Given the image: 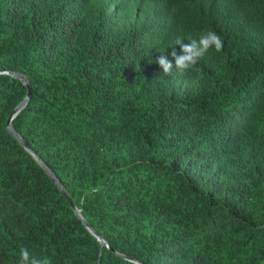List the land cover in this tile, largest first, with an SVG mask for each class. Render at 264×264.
Wrapping results in <instances>:
<instances>
[{
	"label": "trees",
	"instance_id": "obj_1",
	"mask_svg": "<svg viewBox=\"0 0 264 264\" xmlns=\"http://www.w3.org/2000/svg\"><path fill=\"white\" fill-rule=\"evenodd\" d=\"M207 31L222 51L164 75L157 57ZM9 71L31 87L11 125L103 243L9 132L27 93ZM21 248L264 264V0H0V264Z\"/></svg>",
	"mask_w": 264,
	"mask_h": 264
},
{
	"label": "clouds",
	"instance_id": "obj_2",
	"mask_svg": "<svg viewBox=\"0 0 264 264\" xmlns=\"http://www.w3.org/2000/svg\"><path fill=\"white\" fill-rule=\"evenodd\" d=\"M223 46V40L215 31L203 32L198 39H191L187 43L177 38L167 55L158 56L156 62L166 76L172 74L173 70L183 74L195 69L199 59L210 49L219 53ZM19 257L18 264H52L51 258H38L32 255L28 248H21Z\"/></svg>",
	"mask_w": 264,
	"mask_h": 264
},
{
	"label": "water",
	"instance_id": "obj_3",
	"mask_svg": "<svg viewBox=\"0 0 264 264\" xmlns=\"http://www.w3.org/2000/svg\"><path fill=\"white\" fill-rule=\"evenodd\" d=\"M9 73H11L14 77H19L23 83L26 85L27 88V93L25 98L14 108V110L12 111V113L9 115L8 119H7V128L9 130V132L38 160V162L44 167L45 171L47 172V174L50 176L51 180L56 184V186L59 188L60 192L62 193V195L66 198V200L70 203L72 209L74 210V212L77 214V216H79L81 219V215L79 213V209L76 207V205L74 204L73 200L71 199V197L69 196L68 192L65 190V188L63 187V185L60 183V181L57 179L56 174L52 171V169L30 148V146L27 144L26 141L23 140V138H21V136L18 134V132L13 128V126L11 125V120L13 118V116L23 107V105L26 103V101L29 98L30 95V91H31V87L29 82L27 81V79L25 77H22L21 75H17L14 72L9 71ZM84 225L92 232V234H94L97 239L103 243L104 240L103 238L99 235V233H97V231H95L88 222H86L84 219H82ZM108 247H111L110 245H107Z\"/></svg>",
	"mask_w": 264,
	"mask_h": 264
}]
</instances>
